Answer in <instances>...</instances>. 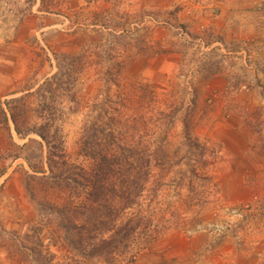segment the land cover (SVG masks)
Returning a JSON list of instances; mask_svg holds the SVG:
<instances>
[{"label":"rangeland","instance_id":"obj_1","mask_svg":"<svg viewBox=\"0 0 264 264\" xmlns=\"http://www.w3.org/2000/svg\"><path fill=\"white\" fill-rule=\"evenodd\" d=\"M33 1L0 0V42L14 38L23 16L35 13ZM221 1L169 0L163 13L158 8L119 12L117 31L112 30L113 11L84 16L83 9L65 10L68 16H61L58 30L81 27V48L68 60L42 46L34 63V73L41 72L29 84L35 87L3 99L0 106V264H241L245 257L248 264H264V35L259 43L230 44L213 34ZM41 7L57 6L46 0ZM254 10L264 17V1ZM145 33L153 37L146 40ZM160 41L185 52L168 82L143 70L144 50ZM53 59L57 70L59 63L69 75L60 76L62 86L40 90L57 71L52 72ZM212 70L230 80L224 86L223 118L217 121L235 115L250 125L254 136L244 135V141H251L252 161L262 165L241 168L243 196L225 177L237 166L221 163L239 152L225 150L232 143L224 147L216 132L224 125L216 126L208 114L213 96L198 84ZM241 93L249 99L236 102ZM47 117L48 135L60 141L66 160L53 174L62 172L63 178L71 166L88 173L96 148L107 154L130 150L140 191L129 207L98 225L107 230L133 217L136 227L112 254L84 258L63 237L59 223L66 224L65 217L90 227L87 214L80 213L90 204L89 187L84 180L74 188L70 179L56 183L49 176L47 145L31 131ZM106 204L114 213L119 209L117 199Z\"/></svg>","mask_w":264,"mask_h":264},{"label":"crops","instance_id":"obj_2","mask_svg":"<svg viewBox=\"0 0 264 264\" xmlns=\"http://www.w3.org/2000/svg\"><path fill=\"white\" fill-rule=\"evenodd\" d=\"M258 1L259 0H222L220 4H217L219 10L212 24V33L216 36L222 35L226 43L230 44L250 39H255L259 43L263 38L264 17L254 10ZM43 3H46V0H34L32 6L35 8L32 11L35 13L23 16L14 38L12 37V39L0 42L1 107L3 99H7L19 93L22 94L35 87H29V84L34 80V78L31 77L37 76L41 72V69H37L34 73L36 69L34 63L36 57L41 52L42 46L44 48L50 47L52 52H60L62 56L68 59L81 48L83 42L81 27L75 30L72 27L68 32H61L58 30V21H61V16H68L65 10L69 12L76 8L80 10L83 9L82 14L84 16H89L96 12L104 14L108 10L113 11L112 30L117 31L118 27L121 25V21L116 17L119 12L135 13L141 9L140 11L150 13L158 8L159 10L158 12L156 10V12L163 13L169 6V0H53L54 6L57 7L51 10H45L41 7ZM83 15H81V17ZM145 34L146 40L153 37L152 33ZM159 46H152L150 48L149 45V48L144 50L147 59L145 61L146 67H144L143 70L152 71L153 75L157 72L156 75H160L164 82H168V80L172 78L174 72L182 64L185 52L172 48L168 49L163 44V41ZM153 48L154 51H152ZM54 54L57 56L56 53ZM51 62L53 67L52 72H55L57 70L55 63L56 59H53V61L51 60ZM141 68L142 67H140V69ZM227 81L230 80L226 79V73L224 74V72L212 70L207 73L198 84H200L201 90H205V95L208 93L207 96L210 94L213 96L214 103L213 105H209L208 114L209 117L216 119V126L220 124L224 125L223 128L221 127L219 131L217 130L216 132L220 134V138L224 142V147H226L228 142L232 143L231 149L226 147L227 149L225 148V150H238L239 152L236 153L234 160H228L227 156H225V158L221 160V163H224L228 169L229 167L232 168L234 165L237 166L238 171L233 172L227 170L226 174H229L225 177L230 176L227 182L231 184L233 190L236 189V191L243 196L245 193L242 183L244 174L241 168H244L247 164L256 166H260L261 164L254 163L250 157L252 154L250 152L251 141L245 143L248 139L245 138L244 135L254 136L250 125L242 121L239 123L235 115H230V118L228 117L225 123H219V121H217V119L223 118L221 115L223 114L222 111L224 110L223 108H225L227 100L226 93H224V86ZM239 99L241 101L249 99V96L241 93L235 101L237 102ZM232 101L233 99L229 101V104L231 103L230 107L234 105ZM261 135H264V130L261 132ZM1 136L2 134L0 133V147L2 144ZM235 140L239 141L240 146L236 147ZM258 177L259 173L254 178ZM241 259L244 261H241V264L249 263L248 257ZM18 263L20 264V262ZM255 263H259V260Z\"/></svg>","mask_w":264,"mask_h":264},{"label":"trees","instance_id":"obj_3","mask_svg":"<svg viewBox=\"0 0 264 264\" xmlns=\"http://www.w3.org/2000/svg\"><path fill=\"white\" fill-rule=\"evenodd\" d=\"M63 58L65 59V57ZM68 73L69 72L66 71L65 68L62 69L58 63V70L52 74L50 78L45 79L38 88L50 92L52 90V85L55 87L62 86V78L60 76H63V74L67 75ZM44 108H50L49 104L44 105ZM10 118L13 121L14 129L20 133L13 113L10 114ZM49 119V117L44 118V123L42 125L36 129H31V131L39 135L47 145L49 176L54 178L53 180L56 181V183H58L57 181H59V179L64 181L70 179L69 183H73L74 188L83 186L84 182L80 180H84L89 187V190L86 191V200H88L90 204L87 205V207L82 205L85 211L82 210L80 213L87 214L88 222L91 223L90 227L85 228L79 227L80 225L71 224L69 221H72V217H65L67 220L66 224H64L65 222L61 223V221L59 223L63 237L68 245L76 250L77 253H80L84 258L91 259L92 257L112 254L115 250L119 249L121 245L126 244L136 227L132 224L133 217H128L115 228H108L107 230L100 229L98 225L104 222V219H111L112 216L114 219L117 213L119 214L121 211H124L125 208L129 207L135 201V197L140 191V184H138L136 180V173L132 171L131 163L128 161L130 159V150H115V153L107 154L96 148V151L93 150L90 152L93 158V165L88 173L82 168L71 166L73 170L69 172V176L67 175L63 178L61 177L62 172L53 174V169H59L58 165L66 164V160L64 159L60 141L53 137L50 138L48 135L47 128L50 125ZM44 176L47 177V175ZM109 199H117L119 202V209L117 208L115 213L106 204ZM75 209L79 208L76 207ZM105 231L108 232L107 236H104Z\"/></svg>","mask_w":264,"mask_h":264},{"label":"built area","instance_id":"obj_4","mask_svg":"<svg viewBox=\"0 0 264 264\" xmlns=\"http://www.w3.org/2000/svg\"><path fill=\"white\" fill-rule=\"evenodd\" d=\"M263 35H264V32H263Z\"/></svg>","mask_w":264,"mask_h":264}]
</instances>
